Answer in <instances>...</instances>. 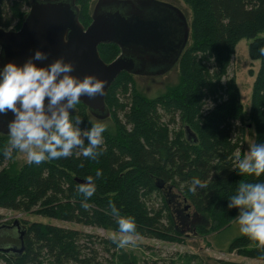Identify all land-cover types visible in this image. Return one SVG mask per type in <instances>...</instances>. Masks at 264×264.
I'll list each match as a JSON object with an SVG mask.
<instances>
[{
  "label": "trees",
  "instance_id": "1",
  "mask_svg": "<svg viewBox=\"0 0 264 264\" xmlns=\"http://www.w3.org/2000/svg\"><path fill=\"white\" fill-rule=\"evenodd\" d=\"M90 1L77 0V4L86 7ZM182 1L190 8L192 19L190 22L185 14L191 36L173 69L179 72L178 87L149 98L137 90L134 75L122 73L106 97L109 119L98 121L84 105L77 104L79 113L71 118L80 120L82 130L96 124L106 127L97 149L102 154L96 159L85 158L75 150L67 158L17 167L11 162L18 151L13 150L6 159L3 151L9 146V137L0 134V209L115 233H119L118 220L130 217L136 225L135 237L181 242L163 195L170 185L183 187L195 210L211 218V232L222 243L219 236L231 231L239 213L228 208L229 198L243 183L264 182V174L256 177L239 172L238 162L245 156L246 119L236 79L229 77L237 45L249 41V57L259 61L260 68L247 121L254 127L255 144H264V55L259 51L264 48V0ZM28 4L29 0H0V28L10 29L16 22L20 29ZM83 18L80 9L81 23ZM99 54L110 63L120 55V49L101 45ZM108 120L112 125L105 123ZM187 127L196 140L188 139ZM97 170L102 172L99 178L95 176ZM89 176L94 178L96 190L85 200L78 191L83 183L77 180L86 183ZM194 178L204 186H194ZM155 196H159L160 208L152 202ZM110 205L118 215L112 213ZM20 223L26 227L24 253H0V262L102 264L97 261L98 253L86 244L87 240L94 244L93 236L51 224ZM0 239V246L21 244L15 229L4 230ZM225 243L230 253L264 262V247L246 235ZM104 244L106 251L113 250L117 264H135L128 254L117 251L115 240L102 239L99 246Z\"/></svg>",
  "mask_w": 264,
  "mask_h": 264
},
{
  "label": "water",
  "instance_id": "2",
  "mask_svg": "<svg viewBox=\"0 0 264 264\" xmlns=\"http://www.w3.org/2000/svg\"><path fill=\"white\" fill-rule=\"evenodd\" d=\"M29 7L19 30H0V67L9 62L23 65L36 50L47 54L46 60L34 61L38 67H46L59 58L71 62L72 76L81 80L95 76L105 82L102 96L80 98V104L98 121L110 118L106 97L122 73H168L178 64L191 36L185 13L162 0H98L87 27L80 22L77 0H32ZM101 45L117 46L120 55L110 63L104 62L99 54ZM78 113L76 106L70 111L71 117ZM12 118L10 112L0 115L1 135L8 136L7 124ZM186 131L189 140H196L190 128ZM14 229L20 246H0V253L21 256L26 227L21 226L20 220L15 219L11 226H0V233Z\"/></svg>",
  "mask_w": 264,
  "mask_h": 264
},
{
  "label": "clouds",
  "instance_id": "3",
  "mask_svg": "<svg viewBox=\"0 0 264 264\" xmlns=\"http://www.w3.org/2000/svg\"><path fill=\"white\" fill-rule=\"evenodd\" d=\"M259 51L264 55V48ZM46 59L45 52L36 50L23 65L9 62L0 67V115L10 112L13 117L7 124L9 146L4 149L3 156L9 159L13 150H17L26 154L29 164L39 165L67 158L79 150L83 157L96 159L102 154L97 149L103 143L106 127L96 124L82 130L80 120L70 118V111L80 103L82 96H102L105 82L95 76H85L82 80L72 76L74 66L63 58L46 67L34 63ZM238 168L240 174L256 177L264 174V144L253 145L247 157L238 162ZM101 175L97 170L96 178ZM192 183L204 186L196 178ZM95 190L92 176L86 177V183L78 189L85 200L92 197ZM82 206L87 208L88 204ZM110 207L112 213L118 215L116 208ZM228 208L239 210L240 233L264 247V182L241 184L236 194L229 198ZM118 227L121 234L118 244L123 247L131 242L136 225L129 217L120 218Z\"/></svg>",
  "mask_w": 264,
  "mask_h": 264
},
{
  "label": "rangeland",
  "instance_id": "4",
  "mask_svg": "<svg viewBox=\"0 0 264 264\" xmlns=\"http://www.w3.org/2000/svg\"><path fill=\"white\" fill-rule=\"evenodd\" d=\"M32 0H29L31 2ZM169 2L179 7L189 18L192 19L191 11L188 5L182 0H162ZM98 0H91L86 7L79 5L82 16H84L82 23L90 24V17H92L93 10ZM30 7H25L26 13ZM10 29L19 30L16 27V22L13 23ZM10 29L0 28V30L9 31ZM249 41L242 40L236 47L235 55L229 68V77H234L240 91V100L243 105L246 122L244 126V158L250 152L251 147L255 144V130L253 125L249 128L250 122L248 120L249 111L251 107L252 91L255 82V77L259 71V61H252L249 57ZM253 73V75L251 74ZM137 90L149 98L156 97L160 93L173 92L180 83L179 72L177 69L171 70L166 74L158 76H135L134 78ZM120 103H122L120 101ZM122 118V113L119 114ZM111 124V120L105 122ZM17 167L24 165L27 162L26 154L18 152L15 159L11 162ZM7 166V165H5ZM9 166V164H8ZM183 187H168L164 190L163 195L169 202V209L172 214L175 228L181 242H166L156 239L132 237L130 243L119 246L118 241L121 238L120 233L113 231H106L99 228L85 227L82 225H75L65 223L47 217H41L31 213H18L10 210L0 209V225H12L15 219L28 224L42 223L51 224L58 227L75 229L82 233L94 237V244L88 242L89 247H92L99 255L97 261L102 264H117V258L112 257L113 250L109 253L105 250V244L99 246L101 240L113 239L118 244L117 251L125 252L135 264H224V263H245V264H264L263 261L247 259L239 256L235 252H228L227 243L237 235H241L239 231V224L237 220L230 232L219 236L216 241V234L211 232V218L208 215L199 214L191 203L185 198ZM152 202L157 205L155 208L162 206L159 196L152 198ZM2 239H0V243ZM224 242V243H223ZM20 244L18 243L17 246ZM0 264H4L3 261Z\"/></svg>",
  "mask_w": 264,
  "mask_h": 264
}]
</instances>
